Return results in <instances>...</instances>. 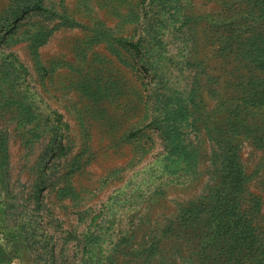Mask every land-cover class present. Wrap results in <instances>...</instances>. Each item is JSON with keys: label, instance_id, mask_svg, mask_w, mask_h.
<instances>
[{"label": "rangeland", "instance_id": "1", "mask_svg": "<svg viewBox=\"0 0 264 264\" xmlns=\"http://www.w3.org/2000/svg\"><path fill=\"white\" fill-rule=\"evenodd\" d=\"M261 47L264 0H0V264H264Z\"/></svg>", "mask_w": 264, "mask_h": 264}, {"label": "trees", "instance_id": "2", "mask_svg": "<svg viewBox=\"0 0 264 264\" xmlns=\"http://www.w3.org/2000/svg\"><path fill=\"white\" fill-rule=\"evenodd\" d=\"M142 40H144V38L140 39L139 41H142ZM139 41L128 42V44L131 47H137L139 45ZM256 50L257 49H255L253 58L255 60L258 59L259 61H261L260 62L261 67L260 68H262V67L264 68V59H263L264 57H261L262 54H264V48L263 47L259 48V50H257V52H256ZM247 85H248L247 83L245 84V82H241V84H240L241 90L240 91H242V92H240V96H237L236 99L232 98V100H230V106L228 108L230 110H229V114L226 118V122L228 125L227 128L229 129V135H233L234 137L238 136L237 121L239 120V116H240V113L242 111V106L243 107L244 106L245 107H249V106L255 107L256 104H259L258 103L259 101L257 100V98H253L254 94H247L246 92H243V91H245L244 89L246 88ZM251 85H253V83ZM253 89H255V88H253V86H252V90ZM152 122H161L162 123L161 129H162V133H163L162 135H163L164 139H168V138H171L174 136L173 128H175V126L172 124H169V118H166L165 116H163V114H161V115L154 114L153 119L151 120L150 123H152ZM224 133H226V132L223 131V133H220V135H224ZM236 145L237 144H232V143L228 144V148H227L228 160H226V164H224V166H223V169L225 170L226 175H228L233 170L232 165L234 167H236V165H237V163H236V152H235V149L237 147ZM222 149H223V147H222ZM222 151L224 152V150H222ZM219 155H221V154H219ZM220 207L221 208L218 211L219 218L215 221V235L221 236L224 233L225 234L230 233L231 236L236 235L237 234L236 232L239 228V225H238V219L236 218L235 213H231L230 207H228L226 204H222ZM223 219L227 223H224ZM91 235L93 237L94 234H91ZM216 236H214V240H218V237H216ZM229 241H231V240H229ZM231 242H233V241H231ZM231 255H232V251L228 252L227 256L231 257Z\"/></svg>", "mask_w": 264, "mask_h": 264}]
</instances>
